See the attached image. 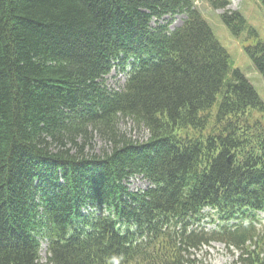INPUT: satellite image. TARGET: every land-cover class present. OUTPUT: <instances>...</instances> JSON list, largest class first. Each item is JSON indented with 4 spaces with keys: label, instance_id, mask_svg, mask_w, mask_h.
<instances>
[{
    "label": "trees",
    "instance_id": "trees-1",
    "mask_svg": "<svg viewBox=\"0 0 264 264\" xmlns=\"http://www.w3.org/2000/svg\"><path fill=\"white\" fill-rule=\"evenodd\" d=\"M244 50L264 78V42ZM135 175L149 186L129 190ZM98 205L109 215L81 211ZM206 207L219 228L200 227ZM257 210L264 101L194 0H0V264H41V239L45 264H194L212 241L264 264Z\"/></svg>",
    "mask_w": 264,
    "mask_h": 264
},
{
    "label": "rangeland",
    "instance_id": "rangeland-1",
    "mask_svg": "<svg viewBox=\"0 0 264 264\" xmlns=\"http://www.w3.org/2000/svg\"><path fill=\"white\" fill-rule=\"evenodd\" d=\"M194 4L212 28L219 42L226 48L230 55L231 66L237 67L253 84L258 94L264 101V78L258 72L251 59L244 50L245 45H253L258 40L264 42V6L259 0H229L228 9L240 12L245 16L247 22L253 27L257 35L250 34L246 28L239 35H234L222 22L220 14L222 9L213 8L206 0H194ZM186 18L185 14L176 15L171 27L180 26ZM129 69V68H128ZM127 69V70H128ZM125 80L123 71L114 67L105 77V84L111 88H117ZM121 129L130 133L132 138L145 140L148 132L145 129L137 130L130 120L121 122ZM105 143L98 137L94 138L93 146L95 152H99ZM131 191H138L149 186V182L139 175L132 176L126 181ZM264 223V217L261 219ZM206 229H212L213 225L208 221L203 225ZM191 258L194 264H244L239 260L240 252L236 248L227 247L223 242H213L210 246L204 245L201 249L192 250ZM47 244L41 243L40 263H46Z\"/></svg>",
    "mask_w": 264,
    "mask_h": 264
}]
</instances>
